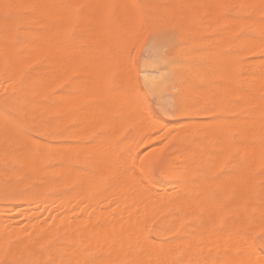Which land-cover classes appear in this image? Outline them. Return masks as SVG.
<instances>
[{"label":"rangeland","instance_id":"obj_1","mask_svg":"<svg viewBox=\"0 0 264 264\" xmlns=\"http://www.w3.org/2000/svg\"><path fill=\"white\" fill-rule=\"evenodd\" d=\"M65 1L70 3L72 6L74 5V7H76V8H73L76 11V12L75 11L74 12H75V14H78L79 16L81 15L80 18L79 17H77V18H78V20L79 19L82 20V21L79 20L80 22L78 21L79 23L77 22L78 24L76 23V25L72 26V28L70 29V32H69L70 38L73 40H76V38L78 37V33H77L76 29L78 30V32L80 31L82 33V35H84L83 36L84 42L85 43L88 42V44L90 43L89 45L85 44V43L82 44L83 50H86V52L84 53L85 56L86 57L88 56V58H90V57L95 58V56L97 57V55L99 56V54H100L99 58L97 57V59H100V58L104 59V61L101 59L100 60H101V62H103L104 65L106 64L105 65L106 71H101L103 64L100 62V64H98V65H100L99 76L103 77V78L101 80L98 76V78H99L98 81H100L99 82L100 85L102 84L103 86L102 85L100 86L99 83L97 82L98 84L96 83V85L98 86V88H101V89L97 90V88H96L97 86H95V84H89V85L85 84L86 85L85 91H89V92H85V93H88L87 95L84 93L87 97H85V95H83V93H81L82 95H79L81 90L80 89L77 90V88H75L73 86L74 82H77L78 80L76 81V74L75 73L73 74L72 72H70L71 74L69 73L67 80H63L64 82L62 80H59V82H58V80H55L54 84H52L53 85L52 86L53 91L51 89H49L50 91H48V93L51 92L50 94L53 97H56V96L58 97V94L62 95L63 93L69 94V95L73 96V98H74V95L75 96H81V98H83V96H84L85 100H83V101H84V103L85 102L88 103V104H86V107H89V108L96 107L97 103L99 105V102L101 105V102H103L105 100V103L103 102L104 104L102 103V105L105 106V107H103V109H105V108H106L105 110L108 109V113L105 110L103 111L104 113L102 112V114L104 116L103 117L101 116L102 117V118H100L101 120L98 119L100 122L103 119L102 123H99L98 120L97 121L93 120L94 121V123H93L92 120L89 118H87V119L84 118V120L79 122L76 118V110L71 106L68 107V110H67L68 112L66 111L67 113L63 116L61 114L57 113V111H55L54 114L50 116V115L44 113L45 110L43 109V106L47 103V99L46 98H40V95H38V92H40V91H38L36 88L32 91V93H31V90H29L31 88L32 80H15V81L11 80V82H6V81H10V80H6V78H5V75H4L5 74V66H4L3 69H0V81L3 80L4 82H6V83H4L3 81L0 82V85H1L0 86V90H1L0 91V115H1L0 117H1V119L7 120L8 122H10L14 129H16L19 133L21 132L20 134H22V135L25 134L24 136H27V138L30 137V138H28V141H32V143L37 147V150L39 149L41 151V150L45 149L46 146H52V148H57L61 152L65 150L66 155L69 154L68 157L69 158L71 157V159L73 161V166L77 170L83 169L84 172H90L92 169V166H93V161L95 160V158L99 157L98 154H100V156L102 155L101 156V158H102L107 153L108 155H110L108 157V159L111 157L110 159L114 160L115 162L117 160L114 157H116L118 159V161L120 159L121 163L119 164V168L121 169V171H119L118 175L121 174L124 177H126V179H128L127 177H131V184L132 185H134L137 182L144 179V176H145L143 174L144 172L150 174L154 179H156L159 182L163 181L164 177H165V166L171 160L174 159V167H175V165H176V167L174 168L172 173H175V171H178L179 170L178 166L180 163L179 158H182L184 151L188 150L190 148L191 152H192V156H190V160L193 159V155L194 156L199 155V163L197 164V166L193 167L188 173H183L178 178L172 180L171 182H168L166 184V186L174 188V187H176L177 184L178 185L182 184L185 181H194L197 183L200 182V183H203V186L208 188V190L210 191V198L211 199H214V198L219 199L220 198V200L222 199L221 202L224 205H228L229 203H233L232 201H235V198H233L232 195L230 196V194L228 195V193L226 195H220L218 193V191L221 192V190H219L221 188L222 189L225 188L226 190L228 189L227 188L229 186L228 184H230V181L228 180V178H229L230 174L232 172L234 173V171L236 170V167L238 168L240 166L239 164H241V162H242L241 151L240 152L238 151L239 153L236 152V146L238 147V145H241L243 143L242 136L244 137V133L247 134L246 130H248L250 127H252V129L254 130V135L256 134L255 139L259 143H264V141H263L264 135H262V131H261L262 128L264 127V124H263V122H264V101H263L264 100V85L263 86L261 85L262 82L264 81V31L261 32V28L263 26L261 28H259V25H263V24H261V22L264 20V13H262V10L264 9V3H261L264 0H259L260 1L259 3H258V1H256V3H255L254 0L253 1L248 0V2L246 1L247 5H245L246 2H243L245 0H242V1L241 0H237V1L233 0L236 3L233 2L232 0H228V1L225 0V2H224V0H222V1L221 0H210V1H208V3H210V6H208L206 4L207 5L206 7L202 6V2H204L206 0H184V1L180 0L181 2H179V0H176L177 2L175 0H173V1L172 0H121V1L120 0H115V1L111 0L109 3L110 6L108 5V13L106 14V16L103 17V22H104L106 31L103 34L104 39L101 40L100 42L95 41L96 39L94 37L93 38H87L89 33L92 34L94 32L93 34H95L96 28H97V26H95L93 23L91 24L89 4H87V2L85 1V2H81L78 5H75V2L73 1L74 2L73 3L72 0H65ZM118 2H120V3H118ZM125 2L127 3V5ZM229 2L234 3V5L230 4ZM239 2H241V3H239ZM252 2L256 4L258 10H259V8H262V9H260V12L257 11V9H255L256 8V7H254L255 4H253V5L251 4ZM188 3H189V5H187ZM250 4H251V8H250ZM259 4L261 6L263 5V7H260ZM86 6H88L87 10H85ZM201 6L204 9H202ZM241 6H242V9H241ZM243 6L245 8V11L247 10L246 13H245V11H243V9H244ZM246 6H248V7H246ZM81 8L84 9L85 11L82 12ZM126 8H127V10H126ZM168 9H170V10H168ZM209 9H214L215 15L211 16V15H209V13L206 14ZM116 11H118V12H116ZM253 11H254V14L252 13ZM191 12H192V14H191ZM255 12H257V13L255 14ZM263 12H264V10H263ZM79 13H81V14H79ZM119 13L122 15H120ZM171 13H176L179 16V18L173 19L171 17ZM205 14L207 15V17L208 16L209 17L206 18ZM117 15L118 16L120 15L119 17H121L122 19L119 18ZM151 15H152V17H151ZM254 16H255V19H254ZM214 17H216L217 19ZM246 18H247V20H246ZM119 19L121 22L118 21ZM225 19L227 20V22ZM228 20L229 21L231 20V23H229ZM242 20H243V22H242ZM253 20L256 24H258L257 29H256V25L254 24ZM233 21H234V23H233ZM251 21L253 22V24H251V25H255V26L251 27V25H250V23H252ZM206 22H207V24H206ZM82 23H84L86 25H84ZM232 23H233V25H232ZM24 24L25 23L22 19L15 16L14 11H12L10 9H1L0 10V33H1L0 39H2L3 31L5 29H8L9 31L12 32V38H11L12 43L16 47H18L19 42L21 40L20 31L23 30ZM80 25H84V29H86V30H84L83 27L80 28ZM87 26H89L88 30H87V28H85ZM180 27H182V28H180ZM230 29H232V30H230ZM118 30H119V32H117ZM110 32H112V33L110 34ZM153 36H155V40L149 46V49L147 51H144L143 49L145 48L146 42L149 41ZM243 38L246 40H244ZM90 39H93L92 41H94V42L91 43L92 41L90 42ZM107 40H109V42H107ZM103 41H105V42H103ZM242 41H243V43L248 41L246 47L244 46L246 43L243 44V46L245 48L241 47ZM253 41L255 43L254 46L252 43ZM255 41H257V42H255ZM135 42L137 43V45ZM94 43L99 44L100 46L96 45V47H95ZM201 43H203V44H201ZM234 44H235V47H234ZM249 44H250V46H249ZM104 45H106V47ZM89 46H92L90 48V50H89ZM239 48H242V49H239ZM98 49L100 51H98ZM119 49H121V50H119ZM133 49H134V51H132V54H133L132 60H131V62H129V59H127L128 53H129V51H131ZM95 50L98 52V53L96 52L97 55H96V53H94ZM101 50L103 52H101ZM125 50H127V51H125ZM88 51H89V53H87ZM91 52H93L94 54L91 55ZM120 52H121V54H120ZM119 54H120V56H119ZM237 55H238V57H237ZM119 58H120V60H119ZM206 58L208 59V61ZM126 59H127L128 63L125 62ZM256 59H258V60H256ZM113 60H114V62H113ZM253 60L255 62H252ZM261 60L263 62L260 63L259 61H261ZM246 61L250 64L246 65V63H247ZM109 62H110V64H109ZM41 64H42L41 61L29 62L27 64L28 66L26 65V68H25L27 74H31V73L35 72L36 69L38 68L37 66H39ZM122 64L125 65L126 67H124ZM242 64H244V65H242ZM110 65H112V67ZM127 65L130 67H128ZM217 65H218V67H216ZM105 66H103V70H105ZM114 66H115V68H114ZM223 66H226V68H222ZM257 67H259V68H257ZM110 68L112 70H109ZM216 68H218V70H216ZM244 69H247V70H244ZM181 70H182V72H181ZM240 70H241V72H240ZM242 70H244V71H242ZM109 71L112 73H109ZM176 71H177V73H176ZM100 72H102V74H103L102 76H101ZM103 72H105V74L107 72L108 75L106 74L104 76ZM226 72H228V73H226ZM223 73H226V74L224 75ZM119 74L122 76H120ZM217 74H218V76H217ZM227 75H229V76L226 77ZM106 76H107V79H105ZM196 76H197V78H196ZM240 76H242L243 78L245 76H248L249 79L244 78L242 80V78H241V80H240ZM253 76L255 77V80L257 79V83H259V84L256 85L254 83L253 84L251 83V81L254 82ZM230 77H232V78H230ZM251 77L253 79H250ZM257 77H260V81L258 80L259 78H257ZM39 81H42V80H39ZM101 81H103V82H101ZM128 81H130V82L128 83ZM56 82H58L59 85ZM23 83H28V86H25V84H23ZM22 84H23V86H22ZM177 84L180 86H178ZM41 85H43V86H41ZM41 85H39V87L41 88L40 90H42V88L44 90V86H45V89L48 90L47 85L45 83H43ZM248 85L249 86L254 85L255 87H251V88H253V90H252L251 88H249ZM217 86H223V88H220V90H219V87H217ZM245 86L246 87L248 86V88H246ZM54 87L56 89H54ZM258 87H260V88H258ZM108 89L111 91H113V90L114 91L111 92ZM24 90H27L28 93H27V91H26L27 94L24 93L25 92ZM100 90H104L103 92H106V94L107 93L110 94V92L113 93L112 94L113 98H111V95L109 96L108 94L107 95L103 94V92H102V95H100L98 93ZM115 90H117V91H115ZM121 90H123V91H121ZM235 91H237V92H235ZM122 92H125L126 94H124ZM225 92H226V94L229 92L228 96H225L226 100H225V98L223 99ZM246 92H247V94H246ZM29 93H31L33 96H31ZM90 93H91V95L93 93V95L91 96ZM193 93H195V94H193ZM94 94H98V95L94 96ZM121 94H123V95L121 96ZM236 94L237 95L241 94V95H239L241 98L239 99V96H237ZM242 94L248 95V96L243 97V99H242V96H244ZM104 95H105V97H103ZM210 95L213 97H211ZM88 96L92 97V99ZM132 96L133 97L135 96V98L133 99ZM33 97H35V98H33ZM95 97L96 98L99 97L100 99L97 98L98 99L97 100ZM102 97H103V99H102ZM108 97L111 99L116 98L117 101H115V99H114L115 102L111 103V101H113V100L110 99L111 101L109 103L107 101ZM118 97H119V99H118ZM121 98H122V101H121ZM248 98H250V99H248ZM89 99H91V100H89ZM94 99H96L97 101ZM124 99H127V102ZM223 100H225V103L223 102ZM106 101L110 104V106ZM209 101H211V102H209ZM212 101H214V102H212ZM257 101H258V103H257ZM42 102H44V103H42ZM120 102L127 104V106H125L127 108L126 111H124L125 108L123 107L126 104L122 105V103L120 104ZM131 102H132V104H133V102L136 103V105H135V103L133 104V106L135 105V107H132ZM59 103H60V100L57 99L56 105H59ZM116 103L119 105V107L122 105L120 107L121 109L117 107L118 105ZM233 103L237 104L236 106H234V108H233ZM259 103L262 105H260ZM111 104L113 106H115L114 109L113 108L111 109L112 111L114 110L113 111L114 113L111 112V114L113 113L114 118H112V116L110 114L111 110H109L110 107H113ZM91 105H94V106H91ZM194 105H196V106H194ZM238 105L240 106V108H238L239 107ZM136 106H139V107L136 108ZM187 107H188V109H187ZM206 107H207V109H206ZM115 108L116 109L118 108V109L116 110ZM134 108H136L137 111L134 110ZM230 109H231V111H230ZM115 110L116 111L122 110L124 112H127V111L130 112L132 110L131 116H129L128 114L126 116V113H124L122 111L121 112L119 111L118 112L119 114H117V112ZM254 110H255V112H254ZM134 112H136V113H134ZM36 114H38V115H36ZM106 114H109V115H106ZM120 114H122V116ZM247 114L250 116H248ZM139 115L141 117H143V115L147 117V119H146L147 120V127L146 126L142 127V125H140L141 123L139 124L137 122V124L140 125L142 127V129L144 127H146L145 129H143L144 131L147 128H150V130L154 129L153 127H156L155 129L158 128L157 130H152L151 132H149V135L147 136V138L145 136H143V138H140V137L138 138L139 135L138 134L135 135L137 132L136 130H138V128H140V127L137 128V124L133 120V118L137 117L136 119H138V117H140ZM119 116H121V117H119ZM132 116H133V118H132ZM67 117H68V120L65 119ZM130 117L132 118V121H134L135 123L132 121H131V123L130 122L127 123L129 120H131ZM146 117H144V119ZM69 118H70V120H69ZM110 118L113 119L112 124H111ZM118 118L121 119V121L119 119L120 124L122 122L121 129L125 128L124 130H122L123 131L122 133H121V129L119 131V130H117V127H116V122L118 121L117 120ZM238 118H239L238 125H241L240 124L241 119H244V120L248 119V121H249V119L251 121L255 120V123L257 121L256 125L261 124L259 120H262L263 122H262V125H260V127L255 126V124H253L254 123L253 122L252 124L254 126H252V124H251V126H249V128L245 130L246 132L241 131L242 133L243 132L244 133L239 134L240 131H237V128H236L239 126H237L236 125L237 123H235V121H237V120H234V119H238ZM27 119L29 120V122ZM62 119H64V120H62ZM127 119H129V120L127 121ZM207 119H212L214 125L218 122L219 119H221V120H219L218 123H220L222 120H225V119H226L225 121H228V119H229V122L232 121V120L230 121V119L234 120V121H232V123L234 122V124L229 125L227 127H226V125L223 124V126H225L223 128V131L226 135H228V138H229V141H228L229 143H228L226 148H223L224 150L222 148L218 149V147L220 145L215 144V140L210 139L211 136H209V138H208V135H201L199 137V142L202 145L201 148H199L197 146H192V147L188 148L185 143H182V141L178 140V139H180L179 136L182 134L180 132V130L185 129V131H186V128H188V129L190 128V130L192 128L194 129L193 123H195L196 121H203V120H207ZM85 120L86 121L91 120V121H87V122L92 123L95 126H96L95 122L99 123V124H97L99 129H97L98 127L96 128L92 124L90 125V127L92 126V129H90L88 127L89 125H87L88 123L85 124L86 123V122H84ZM154 120L155 121L158 120V121L154 122ZM107 121L112 126H113V123H115V125L113 126L112 129L110 128L112 126H110L107 123ZM123 121L124 122L127 121L126 124H128L127 125L128 127H126L125 123H124L125 125H123ZM225 121L223 123H225ZM258 121H259V124H258ZM103 123H104V125H106V127L107 126L108 127L106 128L105 126H100V124L103 125ZM132 123L135 126L132 125ZM243 123H245V122L243 121ZM163 124H166L167 128H165L163 126ZM50 125H52V126H50ZM143 125H145V123ZM172 125H174L176 127H174ZM233 125L234 126L236 125V127H234L232 129ZM243 125L241 127H243ZM247 125L248 124L246 123V125H244V126H247ZM49 126H50V128H48ZM86 126H87V130H89V131H87L85 128L84 129L85 133H86V131L88 133L90 132L87 135H85L83 129L82 130L80 129L81 127L84 128ZM122 126H124V128H122ZM75 127L80 129L81 133H79V130H77V131L75 130L76 131L75 132L74 131ZM130 127L132 129H130ZM168 127H169V129L173 128V127L175 129H177V127H179L180 130L175 131V133H173V135L172 134L170 135V132H174L175 129L173 128L171 131L168 130L166 132V129H168ZM72 128H73V130H72ZM114 128H115V131L117 130V133L114 132V130H113ZM36 129H38V130H36ZM93 129H94V131H91ZM142 129L140 128L139 130L141 131ZM239 130H241L240 127H239ZM242 130H243V128H242ZM259 130L261 132H257ZM177 132H180L181 134H179ZM182 132H183V130H182ZM192 132L193 131H191V133ZM74 133H77L78 135L74 134ZM112 133L115 135L112 136V139H110L111 138L110 136L113 135ZM119 133L121 135H119ZM137 133L140 134V132H137ZM141 134L143 135V133H141ZM236 135L240 138L236 137ZM108 136H109V139L111 140V144H110L111 149H112L111 152H105L103 154V152L101 153V152L97 151V152H95V154H91L90 153L91 150H90V152H89L90 154H88V153H85L83 151L84 149H82V150H80V152L83 151L84 155L80 154V157L81 156L82 157L79 158V156H77V155H79V154H77V151L72 150L73 147H74V149L76 148V145L79 146L78 148H81L82 146H84L86 149L85 145H87V147L89 148V147L97 144L98 141H99L98 144L106 142L108 140ZM206 136H207V139H206ZM105 138L107 140L106 141L104 140L102 142L101 140H103ZM29 139H31V140H29ZM11 140L12 139L1 140V138H0V186H1L0 187V204H1L0 206L3 207V208L1 207L2 209L1 208L0 209L1 210L5 209V207H4V205H5L6 207L13 206V207H11V209L13 208V210H11L9 207L8 210L7 209L3 210V211L0 210V212L1 213L5 212L6 214L7 213L12 214L13 217H10L11 216L10 214H9L10 216L8 214L5 215L7 217L12 218V219L8 218L9 221L12 220V225H11V222L8 223V220L6 219V217L3 218L4 216H2V214H0V216L3 220H5L4 223H6V224L8 223L11 225V227L13 228L12 233L13 234L17 233V235L14 234V236H13L10 233L14 238H12V236H10V235H9L10 238L6 237V244L5 243L4 244L6 247L8 246L7 248L9 250L7 249V251L4 253L5 248H4V250L2 249L3 250L2 253H4L5 255L0 254V264H42V263L43 264H75V263L76 264H82L81 259L84 260V258H81V256L79 257L80 261L79 260L75 261L76 258H72L73 257L72 256L71 259L72 260L74 259V260L72 261L73 263L70 262L71 259H68L71 256V254L69 253L70 250L71 251L73 250L72 252L70 251L72 254L74 253V251L82 252V255L84 257H87L90 259V261H91L90 263H92V260H91L92 258H93V261H95V258H96V262H97L99 260V259L97 260L98 256L101 255L100 257H102V259L104 257L106 258L105 260L104 259L102 260L104 262V264L105 263L109 264V262L111 261V258H113L112 256L115 257V260H114V258L112 259V261H113L112 263H114V264H127V262H128V264H135L134 261H132V260L129 261L130 259H128V261H127V259L123 258V256H121V257H122V259H124V261L121 258L120 259L116 258L117 251H116V246L114 248V245H116L119 242L118 240L115 241L116 243L115 242L113 243L114 244V245H112L113 248L110 247L112 249V250L109 249L111 252L109 250H107V252L105 250V252H104V248H105L104 244L102 246L104 248L99 247V252L101 251L100 254L96 249L95 250L90 249V247L95 246V245H92L90 242H89V244L87 242V244L90 246L89 248H88V246H86L85 240H84V242L83 241L78 242L81 240L80 236H83L82 233H84V234H86V233L88 234V232H94L95 233V231L97 230L96 227L100 228V226H101L99 223H104L103 221L99 222V220H101V219H99L96 223H93L94 221H92V220H93V217L96 215L97 211H99V212L102 211L101 213L103 215L106 214L112 220L113 219L119 220L122 217H124L121 215H125V217H127L128 213H130L129 214L130 218H133L135 216L134 218L140 219V218H142V216L139 215L140 214L139 212H141V211H143L142 213L146 212L147 214H150V215H152L151 213H153V212H154V214L158 213L159 215L158 214L155 215L156 217L154 215H152V219L150 218V216H149V218L147 217L148 222L147 221H145V222L138 221L137 223L135 222V226L137 228L141 227L143 229L142 233L149 234L150 241L157 243V244L162 242L163 246L166 245V247H168L167 245L174 243L173 240L175 242H178L179 244L181 243V244L185 245V243L187 242L186 240L189 239L188 242L190 243L193 240L192 235H196L197 233H199L201 231L206 232L208 234V233H212L213 231H215L217 229H226L227 228V226L224 225V218H225V213L227 212V210L224 211L225 213H223V214H221V216H219L220 218L213 220L211 217H209L206 210L200 209L196 215L190 216L188 210L185 208L182 209L183 212H181V209L179 208V206L177 204H175V205L172 204L173 206L172 205L169 206L168 209H166L167 207H165V209L163 211L162 210L159 211L158 209H160V208L156 209L157 207H159V204H160L158 202V206H156V204H157L156 201H158L157 199L153 200L151 202V205L149 206V207L153 206V209L148 208V210L149 211L152 210V212H148V210L147 211L143 210L142 207H138L139 209L140 208H142V209H140L141 211H139V209H137V212H136L137 207L134 208V206H133L132 210H129L130 209L129 206L131 205L130 200L127 202L130 204V205H128L126 203V200L123 203H121V202H117L114 199L115 197L118 196V193L113 195V197H112L113 200H110V201H105L106 197L103 196L101 198V197H99V194L97 195L96 193H92L90 191H87L90 194H87V195L81 196V197L79 196L78 198L73 199L72 198L73 189L72 188L69 189L65 185L64 180L60 176L49 177L46 175H36V174L30 173V172H25L22 169L21 161H20V159H18V157H17L18 155L16 154L17 145H14L15 143H13ZM110 140H108V141H110ZM145 140H147V142H148L147 146H145L142 149L136 148V146L140 145L142 142L144 143ZM7 141H9V142H7ZM210 141H212V142H210ZM95 142H97V143H95ZM238 142H240V143H238ZM10 143L13 146L10 147ZM89 143H92L93 145L89 144ZM125 143L126 144L128 143L127 145L130 144L131 146L133 143L134 144L138 143V144H135V145L133 144L132 148L129 145L128 149H122V147H123V145H125ZM202 143H204V144H202ZM88 144H89V146H88ZM104 144L107 145L108 143H104ZM63 145L65 147L71 146L72 152L70 151V148H68V147L67 148L69 149V151L67 150V148H63L64 147ZM103 145L101 144V146H103ZM127 145H126V148L128 147ZM216 145H217V147H216ZM41 146H42V148H40ZM107 146L109 147V145H107ZM227 148H228V150H227ZM6 149H8V150H6ZM113 149H117L119 151L122 149L123 151L121 150L122 152L121 151L117 152L116 150H113ZM108 150H110V149H108ZM221 150L225 151V152H222ZM92 151H94V150H92ZM113 151H116V152H114L113 155H115L116 153H119V154L118 155L116 154L113 157L112 156ZM42 153H44V151H42ZM225 153H226V155H224ZM120 154L122 155V157L120 156ZM176 154H178V155H176ZM209 154H210V158L208 157ZM213 154L214 155L216 154V155L214 156ZM217 154H218V156H217ZM175 155H176V157L178 156L177 157L178 159L175 157ZM83 156H84V158H83ZM213 156L215 158H213ZM16 157H17V159H16ZM218 157L221 159H216ZM103 158H107V157L104 156ZM54 159L56 160V157H53L52 159L42 158L41 161L43 162L44 166L48 170L51 166L52 167L56 166ZM78 159L80 160L79 162L77 161ZM91 159H92V161H91ZM45 160H47V161H45ZM213 160H214V162H212ZM131 162L133 164H131ZM206 162H210V163L207 164ZM263 162H264V160H259L258 161L259 166ZM117 163H119V162H117ZM213 163H215V164H213ZM129 164L133 165V166L130 167V166H128ZM233 168H235V170ZM142 169L145 171L142 172ZM80 171H82V170H80ZM211 175L214 176V178H211ZM114 176L116 177L117 175L115 174ZM223 178L226 180L221 181V179H223ZM201 179H203V180H201ZM220 181H221V183H220ZM45 182H47V183H45ZM212 182H214V183H212ZM49 183L51 185H49ZM129 191L131 193H140L142 190H129ZM38 192H39V194H38ZM68 192H69V196H70L69 198H71V199L68 200V202H66V203H68V205L70 207H73V209L72 208L71 209L74 210V211L70 210L69 211L70 214L68 211L67 212L66 211L61 212V210L64 209L63 204H66V203L62 202V201H66V199L64 198L65 197L64 195L67 194ZM40 193H43V194H40ZM7 195H8V197H7ZM38 195L39 196L41 195L42 199L39 198ZM47 197L49 199L50 198L53 199V200L50 199V202L47 200L48 204L46 202ZM55 197L57 198V200ZM133 198L134 197H131L130 199L132 200ZM36 199L37 200L39 199V201H36ZM60 200H61V202H60ZM52 201H54V202H52ZM154 202H156V203H154ZM35 203H37L36 207H34ZM152 203H154V205H152ZM23 204H25V205H23ZM28 204L32 205V206L34 205L33 206L34 209L31 206V208L34 211L29 208L30 206ZM45 204L46 205L50 204V205L46 206ZM60 204L63 206H61ZM37 205H40L41 208L39 206L37 207ZM44 205H45V207H44ZM126 205H128V206H126ZM19 206H20V209L22 206H23V208L25 206V210L23 208L21 210L23 213L22 212L18 213L17 207H19ZM26 206H27V208H26ZM56 206H57V208H56ZM155 206H156V208H155ZM43 207L45 209L47 208V210H45ZM127 207H128V209H127ZM38 208H40V209H38ZM50 208H51V210H50ZM53 208L55 210L54 213L52 212ZM35 209H37V210H35ZM56 209H57V211H60V213L57 212ZM58 209H60V210H58ZM65 209H66V206H65ZM145 209H147V208H145ZM15 210H17V212H12ZM126 210L129 212L128 213L125 212ZM154 210H157L158 212L157 211L155 212ZM25 211H27V213H28L27 216L29 215L30 219H28L29 217L26 216ZM31 211H32V213L34 212L36 217H37V214L39 216L37 218L32 217V215H30V214H32ZM35 211L37 213H35ZM131 211H132V213H131ZM203 211H205L204 214H203ZM47 212H50L51 214H49ZM235 212H238V210ZM94 213H95V215L93 216ZM142 213H141V215H143ZM65 214H69V216L68 215L66 216ZM176 214L178 215V217H177L178 219H176ZM35 215H33V216H35ZM164 215H166L169 218V220L172 223H174V225L176 222V226H174V228H172L171 231L177 230L180 237L175 239L171 236V234L169 232L164 233V234H157L155 232V230L159 229V221H161V218L162 219L164 218ZM53 216H54V219H55V217L59 218V221L61 220V218H64L63 220L67 219L69 221H67V220L64 221L65 222V224H64V222L61 220L60 222H62V223L59 224V226H55V225H58L59 222L56 219L54 222L55 225L52 224L50 220H53V218H52ZM91 216H92V218H91ZM107 216H105V217H107ZM139 216H140V218H139ZM174 217L176 220L174 219ZM14 218H15V220H13ZM33 218H34V220H32ZM101 218H102V216H101ZM103 218H104V216H103ZM230 218H231V221L233 224L237 221V215L235 213L230 215ZM149 219H151V221ZM81 220H82V224L79 223ZM202 220H204V221H202ZM14 221L17 223L14 224L15 223ZM38 221H39V224L37 225L36 223H38ZM83 221H84V223H83ZM48 222L51 223L50 226L52 225L51 228L53 227L52 228L53 230L49 229V223ZM56 222H58V223H56ZM77 222L80 226V227H78V226L77 227L80 230L82 227V231H83L82 233H79L76 229H75L76 231L74 230L76 233H74L73 230H72V232H69V231L68 232L67 231L62 232V230H65V229H62L63 224L65 226L68 223V225H66L65 228H67L66 230H69L70 228L72 229V227L75 228L73 226L74 225L73 223H77ZM85 222H86V224H85ZM89 222H90V224H89ZM45 223L47 224V226L45 225ZM87 223L89 225H87ZM144 223H149V224H147V226H146V225H144ZM199 223H201V224H199ZM33 224H34V226H33ZM16 225L18 227H16ZM27 225L30 227H28ZM43 226L44 227L46 226V227L44 228ZM70 226H72V227H70ZM84 226L85 227L87 226L86 228H84V229L88 230V232H86V233L84 232L86 230L83 229ZM20 227H22L21 229L23 230V234H22V231H20L19 229H18L19 231L17 230V228H20ZM34 227H35V230H34ZM41 227L43 228L42 231L39 230V228L41 229ZM103 227H105L106 229L105 228L104 229L107 230V226L105 223H104ZM103 227H101V228H103ZM231 227H233V226H231ZM89 228L91 231H89ZM196 228H198L199 230L198 229L196 230ZM262 228H264V227H260V228L252 227L249 230H247L246 232H242L238 229V227H236L235 233L237 236H241V237L246 238V239H251L255 245V249L259 252L260 242H259V237L256 234L259 233ZM36 229H38L37 231H39V232L41 231L40 234H38L39 232H36ZM32 230H34V231L32 232ZM44 230L48 231L49 235L52 234L53 237L52 236L51 237L53 239L50 236H49V238L48 237L46 238L45 236L48 235V232H45V235H43L42 233H44ZM105 230H104V232H106ZM29 231L32 232L31 234H35L34 232L37 233V234H35V238H34V236H33V238H31L32 235H29V233H30ZM59 231H60V233H59ZM96 232L100 233V231H96ZM189 232H190V234L192 233L191 236H188V235H190ZM193 232H194V234H193ZM55 233L57 235L54 237ZM68 233H70L71 237L74 235L76 237H78V241L77 240L73 241V239L71 240V237L69 236ZM71 233L72 234L74 233V235H71ZM78 233H79V236H78ZM101 233H102V230H101ZM106 233H102V235L104 234L105 237L106 236L109 237V235ZM113 234H115V232ZM117 234L118 233H116V236H117ZM151 234H153V235H151ZM24 235H28V237L24 236ZM38 235H39V237H38ZM92 236H90V237H92ZM100 236H101V234H100ZM25 237H27V239ZM40 237H42L43 239L45 237L46 239H45V243L42 241V244H39L40 245L39 246L38 243H41V240H42V239H40ZM68 237H70L69 240H71V241H73V243L75 242V244H77L76 247H75V245L72 246L71 241H70V243L66 242L65 239H67V241L69 242ZM84 237H85V235H84ZM93 237H92V239H93ZM108 237H106V238H108ZM191 237H192V239H191ZM8 238H9V240H8ZM94 238L96 239V237H94ZM21 239H22V241H23V239L24 240L26 239L25 241L29 242V243L24 244L25 241H23V244H18L19 242H21ZM84 239L91 240V238H87V237H85ZM99 239H100V241H103V240H101V238H99ZM176 240H178V241H176ZM183 240L185 241L184 243H183ZM32 241H34V242H32ZM13 242L17 243L19 245V248H21V250H19V248H16L18 245L16 247L13 246ZM36 242H38V243H36ZM83 243H85V246L83 245ZM8 244H10V245H8ZM26 244H28V246ZM93 244H95L94 241H93ZM123 244H125L127 247L129 245L137 246L139 243L135 244L133 242L132 244H127V243H123ZM20 245H23V246H20ZM24 245H25V247H24ZM30 245L31 246L33 245V247L36 246L37 248L36 247L35 248L38 251L41 250L38 257H37L38 251H36L35 248H33V250H30L31 253H30V251H28L29 249H31ZM159 245H161V244H159ZM65 246L67 248L72 246L71 247L72 249L69 248L70 250L69 249L67 250V249H65L66 248ZM163 246L162 247L159 246V247H161V249L165 250L166 247L164 248ZM26 247H29V248H26ZM63 247H65V248L62 249ZM202 247L204 250L201 251ZM202 247L199 251L200 256L201 255L204 256L206 253L208 255L207 250H209V246L207 244H205V245L203 244ZM206 247H207V249H206ZM244 247H247V245L240 246L239 248H240V250H242ZM10 248L12 249V251ZM60 248L64 252H62V250ZM93 248H95V247H93ZM17 249H18V251H17ZM24 249H26V250H24ZM105 249H108V248H105ZM65 250L68 251L69 256L66 253L67 251H65ZM9 251L11 252V254H8V253H10ZM13 251H16V252H13ZM32 251H34V252L32 253ZM95 251L97 253H94ZM186 251L188 252L189 250L187 249ZM51 252H52V254H51ZM108 252L111 253L110 255L113 254L109 260H107V255H109ZM53 253L56 257H54ZM33 254H35V255H33ZM42 254L46 257H44ZM50 254L54 258H52L50 256ZM114 254H116V255H114ZM207 255H205L204 257H208ZM215 255H210L209 256L210 258L208 257V259L206 258L205 260H209V259L211 260V257H212L213 262L215 264H217V262H219L218 260L220 259L221 254H217L216 256ZM39 256H41V257H39ZM151 256H152V257H150L151 260L147 259V261H145L146 262L145 264H147V262L149 264H153V263H155V261H156L155 264H157V263L160 264V262L158 261V258L157 259L154 258V257H157L156 255L154 256L153 254H151ZM218 257H219V259H217ZM36 258L38 260H40V258H41L40 261H42V263L38 262L36 260ZM42 258H43V260H42ZM77 258H78V256H77ZM67 259L69 260V262ZM116 259L118 260V263H117ZM214 259H217V260H214ZM65 260H67V262ZM86 260H85V262H83L84 264H86ZM100 262H101V260H100ZM140 263L144 264V261H142ZM190 263H191V261L187 260V258H186V260L183 259L180 262V264H190ZM101 264H102V262H101ZM136 264H138V263L136 262ZM191 264H193V262Z\"/></svg>","mask_w":264,"mask_h":264},{"label":"bare ground","instance_id":"obj_2","mask_svg":"<svg viewBox=\"0 0 264 264\" xmlns=\"http://www.w3.org/2000/svg\"><path fill=\"white\" fill-rule=\"evenodd\" d=\"M75 2V5H78V4H80L81 2H87V4H89V6H90V19H91V24L93 23L95 26H97V28H96V32H95V34H88V37L87 38H95L96 40L95 41H97V42H100L101 40H103L104 38V36H103V34H104V32L106 31V28H105V25H104V22H103V17L104 16H106V14L108 13V5H109V3H110V1L111 0H72V2ZM115 1V0H114ZM121 1V0H120ZM173 1V0H172ZM176 1V0H175ZM181 1H184V0H181ZM180 0H179V2H181ZM208 1H210V0H206V1H204V2H202V6H210V3H208ZM222 1V0H221ZM226 1H228V0H226ZM233 1V0H232ZM237 1V0H236ZM242 1V0H241ZM248 2V0H245V1H243V2ZM251 1V0H250ZM253 1V0H252ZM256 1H258V3L260 2L259 0H254V2L256 3ZM73 2V3H74ZM124 2V1H123ZM177 2V1H176ZM224 2H225V0H224ZM233 2H235V1H233ZM242 2V3H243ZM247 2L245 3V5H247ZM118 3H120V2H118ZM126 3V2H125ZM183 3V2H182ZM230 3V2H229ZM236 3V2H235ZM239 3H241V2H239ZM255 3H251L252 5L253 4H255ZM261 3H264V1L263 2H261ZM40 5V7L39 8H37L34 12H32V11H30V10H28L27 9V6H29V5ZM86 4V5H87ZM184 4V3H183ZM192 4V3H191ZM207 4V5H206ZM228 4V3H227ZM230 4H232V5H234V3H230ZM238 4V3H237ZM251 4H250V8H251ZM124 5V4H123ZM126 5H127V3H126ZM182 5V4H181ZM186 5V4H185ZM187 5H189V3L187 4ZM195 5V4H194ZM242 5V4H241ZM244 5V6H245ZM260 5V4H259ZM84 6V5H83ZM110 6V5H109ZM184 6V5H183ZM197 6V5H196ZM201 6V7H202ZM225 6V5H224ZM244 6H243V8H244ZM249 6V5H248ZM248 6H246V7H248ZM85 7V6H84ZM83 7V8H84ZM88 6H86V9L85 10H87L88 8H87ZM129 7V6H128ZM254 7H256L255 9H257V6H256V4L254 5ZM259 7V6H258ZM260 7H263V5L261 6L260 5ZM73 8H76V7H74V5L72 6L70 3H68L67 1H65V0H0V10L1 9H10V10H12V11H14L15 12V16H17L18 18H20V19H22L23 21H24V27H23V30L22 31H20V36H21V40H20V42H19V45H18V47H16L13 43H12V41H11V38H12V32L11 31H9L8 29H5L4 31H3V35H2V39H0V69H3L4 68V66H5V78H6V80H10V81H6L5 79V81L6 82H11V80H32V82H31V88L29 89V90H31V93H32V91L36 88L38 91H40V92H38V95H40V98H46L47 99V103L43 106V109L45 110L44 111V113H46V114H48V115H53L54 114V112L55 111H57V113H59V114H61L62 116L63 115H65L68 111V107L69 106H71V107H73L75 110H76V118H77V120L79 121V122H81L82 120H84V118L85 119H87V118H89V119H91L92 120V122L94 123V121L93 120H98V119H100V118H102L104 115L102 114V112L106 109H103V107H105V106H103L102 105V103L104 102L105 103V100L103 101V102H101V105H100V102H99V105H98V103H97V106L96 107H94V108H89V107H86V104H88V103H84V101L83 100H85L84 99V96H83V98H81V96H75L74 95V98H73V96H71V95H69V94H62V95H59L58 94V97L56 96V97H53L50 93H48V91H50L49 89H51L52 91H53V89H52V84H54V82H55V80H58V82H59V80H67L68 79V75H69V73L70 72H72L73 74L75 73L76 74V81L77 82H74V84H73V86L75 87V88H77V90H81V92H80V94L79 95H82L81 93H83V95H87L88 93H85V92H89V91H85V87H86V85L85 84H95V86H97L96 85V83L98 82H100V81H98L99 80V78L102 80V78L103 77H100L99 76V69H100V65H98V64H100V62H101V60H103L104 61V59H97V57L99 58V56H100V54H99V56L97 55V51L95 50V52L94 53H96V55H97V57L95 56V58H88V56L86 57L85 56V52H86V50H83V46H82V44H84L85 42H84V35H82V33L79 31L78 32V30L76 29V31H77V33H78V37L76 38L75 36V38H76V40H73V39H71L70 38V29L72 28V26H74V25H76V23L80 20H78V18L77 17H81V15L79 16L78 14H75V9H73ZM185 8V7H184ZM189 8V7H188ZM193 8V7H192ZM82 9V8H81ZM125 9V8H124ZM167 9V8H166ZM187 9V8H186ZM200 9V8H199ZM202 9H204L203 7H202ZM241 9H242V6H241ZM254 9V10H255ZM260 9H262V8H259V10L257 9V11H259L260 12ZM84 9H82V12L83 11H85ZM88 10V11H89ZM119 10V9H118ZM126 10H127V8H126ZM145 10V9H144ZM168 10H170V9H168ZM197 10V9H196ZM264 10V9H263ZM263 10H262V13H264L263 12ZM75 11V12H74ZM115 11V10H114ZM188 11V10H187ZM199 11V10H198ZM197 11V12H198ZM243 11H245V8L243 9ZM256 11V10H255ZM81 12V11H80ZM116 12H118V11H116ZM173 12V11H172ZM189 12V11H188ZM195 12V11H194ZM247 12V10L245 11V13ZM249 12V11H248ZM196 13V12H195ZM209 13V15H215V11H214V9H209L208 11H207V13L206 14H208ZM253 14H254V11L252 12ZM257 12H255V14H256ZM79 14H81V13H79ZM120 14V13H119ZM129 14V13H128ZM191 14H192V12H191ZM194 14V13H193ZM205 14V15H206ZM120 15H122V14H120ZM119 15V16H120ZM130 15V14H129ZM249 15V14H248ZM89 16V15H88ZM118 16V15H117ZM118 16V17H119ZM13 17V16H12ZM123 17V16H122ZM129 17V16H128ZM132 17V16H131ZM151 17H152V15H151ZM158 17V16H157ZM171 17L173 18V19H178L179 18V16L176 14V13H171ZM209 17V16H208ZM207 17V15H206V18H208ZM225 17V16H224ZM119 18H121V17H119ZM214 18H216V17H214ZM227 18V17H226ZM230 18V17H229ZM236 18V17H235ZM122 19V18H121ZM185 19V18H184ZM213 19V18H212ZM217 19V18H216ZM215 19V20H216ZM228 19V18H227ZM232 19V18H231ZM254 19H255V16H254ZM108 20V19H107ZM130 20V19H129ZM128 20V21H129ZM226 20V19H225ZM246 20H247V18H246ZM80 21H82V20H80ZM79 21V22H80ZM118 21H120V19L118 20ZM126 21V20H125ZM133 21V20H132ZM135 21V20H134ZM162 21V20H161ZM210 21V20H209ZM217 21V20H216ZM229 21V20H228ZM236 21V20H235ZM256 21V20H255ZM78 22V23H79ZM121 22V21H120ZM211 22V21H210ZM215 22V21H214ZM226 22H227V20H226ZM242 22H243V20H242ZM252 22V21H251ZM253 22H254V20H253ZM253 22L252 23H250V25L251 24H253ZM260 22V21H259ZM264 20L261 22V24H263V25H259V28H261L262 26V28H261V32H263L264 31ZM77 23V24H78ZM119 23V22H118ZM217 23V22H216ZM229 23H231V20L229 21ZM233 23H234V21H233ZM233 23H232V25H233ZM249 23V22H248ZM82 24H84V23H82ZM106 24V23H105ZM120 24V23H119ZM118 24V25H119ZM197 24V23H196ZM202 24V23H201ZM206 24H207V22H206ZM227 24V23H226ZM254 24L256 25V29L258 28L257 27V25L258 24H256L255 22H254ZM84 25H86V24H84ZM84 25H80V28L81 27H83V29H84ZM117 25V24H116ZM128 25V24H127ZM134 25V24H133ZM236 25V24H235ZM245 25V24H244ZM255 25H251V27L252 26H255ZM200 26V25H199ZM78 27V26H77ZM136 27V26H135ZM229 27V26H228ZM85 28H87V30H88V28H89V26H87V27H85ZM120 28V27H119ZM180 28H182V27H180ZM115 29V28H114ZM209 29V28H208ZM229 29V28H228ZM234 29V28H233ZM84 30H86V29H84ZM112 30V29H111ZM140 30V29H139ZM230 30H232V29H230ZM113 31V30H112ZM234 31V30H233ZM83 32V31H82ZM89 32V31H88ZM87 32V33H88ZM117 32H119V30L117 31ZM141 32V31H140ZM230 32V31H229ZM74 33V32H73ZM86 33V34H87ZM108 33V32H107ZM112 32H110V34H111ZM132 33V32H131ZM187 33V32H186ZM189 33V32H188ZM1 34V33H0ZM117 34V33H116ZM75 35V34H74ZM106 35V34H105ZM114 35V34H113ZM196 35V34H195ZM90 36V37H89ZM122 36V35H121ZM137 36V35H136ZM142 36V35H141ZM119 37V36H118ZM112 38V37H111ZM110 38V39H111ZM221 38V37H220ZM117 39V38H116ZM115 39V40H116ZM123 39V38H122ZM244 39V38H243ZM93 39H90V42L92 41ZM114 40V39H113ZM121 40V39H120ZM119 40V41H120ZM131 40V39H130ZM221 40V39H220ZM244 40H246V39H244ZM89 41V40H88ZM135 41V40H134ZM94 41H92L91 43H93ZM103 42H105V41H103ZM107 42H109V40H107ZM123 42V41H122ZM207 42V41H206ZM245 42V41H244ZM251 42V41H250ZM255 42H257V41H255ZM130 43V42H129ZM136 43V42H135ZM223 43V42H222ZM246 43V44H245ZM245 43H243V41H242V45H241V47L242 48H245L246 47V45H247V43H248V41L247 42H245ZM253 43V46H254V41L252 42ZM85 44H88V42H86ZM90 44V43H89ZM88 44V45H89ZM95 44V47H96V45H99V44H96V43H94ZM108 44V43H107ZM106 44V45H107ZM201 44H203V43H201ZM243 44H245L244 46H243ZM106 45H104L105 47H106ZM136 45H137V43H136ZM197 45V44H196ZM195 45V46H196ZM258 45V44H257ZM93 46V45H92ZM92 46H89V50H90V48L92 47ZM100 46V45H99ZM237 46V45H236ZM249 46H250V44H249ZM252 46V47H253ZM88 47V46H87ZM98 47V46H97ZM126 47V46H125ZM234 47H235V44H234ZM256 47V46H255ZM258 47V46H257ZM86 48V47H85ZM101 48V47H100ZM238 48V47H237ZM242 48H239V49H242ZM102 49V48H101ZM118 49V48H117ZM93 50V49H92ZM119 50H121V49H119ZM232 50V49H231ZM94 51V50H93ZM98 51H100L99 49H98ZM106 51V50H105ZM111 51V50H110ZM123 51V50H122ZM125 51H127V50H125ZM101 52H103L102 50H101ZM116 52V51H115ZM245 52V51H244ZM87 53H89V51L87 52ZM86 53V54H87ZM93 52H91V55H93L94 54ZM100 53V52H99ZM207 53V52H206ZM107 54V53H106ZM118 54V53H117ZM120 54H121V52H120ZM120 54H119V56H120ZM230 54V53H229ZM238 54V53H237ZM242 54V53H241ZM250 54V53H249ZM105 55V54H104ZM133 55V54H132ZM199 55V54H198ZM103 56V55H102ZM108 56V55H107ZM110 56V55H109ZM125 56V55H124ZM127 56V55H126ZM200 56V55H199ZM208 56V55H207ZM242 56V55H241ZM118 57V56H117ZM237 57H238V55H237ZM218 58V57H217ZM128 59V58H127ZM127 59L125 60V62H127ZM207 59V58H206ZM228 59V58H227ZM110 60V59H109ZM112 60V59H111ZM119 60H120V58H119ZM218 60V59H217ZM256 60H258V59H256ZM32 61H41L42 62V64L41 65H39V66H37L38 68L36 69V71L35 72H33V73H31V74H27V72H26V65L29 63V62H32ZM207 61H208V59H207ZM248 61V60H247ZM246 61V62H247ZM113 62H114V60H113ZM121 62V61H120ZM124 62V63H125ZM221 62V61H220ZM249 62V61H248ZM246 63V65L248 64H250V63ZM252 62H255L254 60L252 61ZM260 63L261 62H263L262 60L261 61H259ZM102 64H103V62H101ZM105 63V62H104ZM107 63V62H106ZM128 63V62H127ZM222 63V62H221ZM109 64H110V62H109ZM112 64V63H111ZM224 64V63H223ZM254 64V63H253ZM252 64V65H253ZM30 65V64H29ZM106 65V64H105ZM104 64H103V66H105ZM108 65V64H107ZM123 65V64H122ZM131 65V64H130ZM225 65V64H224ZM242 65H244V64H242ZM241 65V66H242ZM28 66V65H27ZM102 66V65H101ZM103 66H102V70L101 71H106V66H105V70H103ZM111 67H112V65H110ZM124 67H126L125 65H123ZM128 66V65H127ZM260 66V65H259ZM128 67H130V66H128ZM216 67H218V65L216 66ZM109 68V67H108ZM114 68H115V66H114ZM222 68H226V66H223ZM257 68H259V67H257ZM126 69V68H125ZM189 69V68H188ZM187 69V70H188ZM228 69V68H227ZM109 70H112L111 68L109 69ZM123 70V69H122ZM186 70V69H185ZM209 70V69H208ZM216 70H218V68H216ZM244 70H247V69H244ZM244 70H242V71H244ZM249 70V69H248ZM189 71V70H188ZM226 71V70H225ZM257 71V70H256ZM124 72V71H123ZM129 72V71H128ZM181 72H182V70H181ZM240 72H241V70H240ZM104 73V76L107 74L108 75V73L106 72V74H105V72H103ZM109 73H112V72H110L109 71ZM119 73V72H118ZM176 73H177V71H176ZM189 73V72H188ZM210 73V72H209ZM226 73H228V72H226ZM226 73H223L224 75L226 74ZM71 74V73H70ZM100 74H101V76L103 75L102 74V72H100ZM187 74V73H186ZM193 74V73H192ZM120 75V74H119ZM124 75V74H123ZM129 75V74H128ZM127 75V76H128ZM135 75V74H134ZM195 75V74H194ZM211 75V74H210ZM260 75V74H259ZM98 76H99V78H98ZM110 76V75H109ZM116 76V75H115ZM120 76H122V75H120ZM217 76H218V74H217ZM229 75H227L226 77H228ZM255 76V75H254ZM253 76V78L251 77L250 79H253L254 80V82H252L251 81V83L253 84H259V83H257V79L255 80V77ZM261 77V76H260ZM260 77H257V78H259L258 80L260 81ZM109 78V77H108ZM117 78V77H116ZM123 78V77H122ZM135 78V77H134ZM196 78H197V76H196ZM210 78V77H209ZM221 78V77H220ZM230 78H232V77H230ZM241 78H242V80L244 79V78H248V76H245L244 78L242 77V76H240V80H241ZM105 79H107V76H106V78ZM119 79V78H118ZM249 79V78H248ZM39 80H42V81H39ZM45 80V81H44ZM3 80H1L0 82H2ZM75 81V80H74ZM105 81V80H104ZM131 81V80H130ZM130 81H128V83L130 82ZM207 81V80H206ZM220 81V80H219ZM226 81V80H225ZM4 82V81H3ZM6 82H4V83H6ZM58 82H56V83H58ZM64 82V81H63ZM72 82V81H71ZM101 82H103V81H101ZM17 83V82H16ZM29 83V82H28ZM28 83H23V84H25V86H28ZM43 83H45L46 85H47V89L48 90H46L45 89V86H44V90H43V88H42V90H40L41 88L39 87V85H41V84H43ZM97 83V84H98ZM108 83V82H107ZM243 83V82H242ZM249 83V82H248ZM18 84V83H17ZM23 84H22V86H23ZM186 84V83H185ZM227 84V83H226ZM250 84V83H249ZM6 85V84H5ZM58 85H59V83H58ZM99 85H100V83H99ZM102 85V84H101ZM100 85V86H101ZM133 85V84H132ZM178 85V84H177ZM225 85V84H224ZM251 85V84H250ZM262 86L264 85V81L262 82V84H261ZM260 85V86H261ZM1 86V85H0ZM41 86H43V85H41ZM49 86V87H48ZM55 86V85H54ZM103 86V85H102ZM108 86V85H107ZM130 86V85H129ZM128 86V87H129ZM178 86H180V85H178ZM228 86V85H227ZM233 86V85H232ZM242 86V85H241ZM249 86V85H248ZM248 86L246 87V88H248ZM261 86V87H262ZM14 87V86H13ZM56 87V86H55ZM54 87V89H56ZM137 87V86H136ZM210 87V86H209ZM217 87H219V90H220V88H223V86H217ZM251 87H255L254 85L253 86H249V88H251ZM257 87V86H256ZM82 88V89H81ZM84 88V89H83ZM97 88V90H99V89H101V88H98V86L96 87ZM258 88H260V87H258ZM66 89V88H65ZM70 89V88H69ZM135 89V88H134ZM180 89V88H179ZM211 89V88H210ZM213 89V88H212ZM252 90H253V88H251ZM255 89V88H254ZM4 90V89H3ZM84 90V91H83ZM95 90V89H94ZM96 90V91H97ZM109 90V89H108ZM119 90V89H118ZM127 90V89H126ZM218 90V91H219ZM258 90V89H257ZM1 91V90H0ZM25 92L24 93H26V91L27 90H24ZM104 90H100L98 93L100 94V95H102V92H103ZM109 91H111V90H109ZM114 91V90H113ZM113 91H111V92H113ZM115 91H117V90H115ZM121 91H123V90H121ZM129 91V90H128ZM132 91V90H131ZM186 91V90H185ZM189 91V90H188ZM223 91V90H222ZM221 91V92H222ZM225 91V90H224ZM30 92V91H29ZM110 92V94H108L109 96L111 95V98H113L112 97V94L113 93H111ZM126 92V91H125ZM125 92H122V93H124V94H126ZM220 92V91H219ZM235 92H237V91H235ZM241 92V91H240ZM256 92V91H255ZM27 93H28V91H27ZM26 93V94H27ZM31 93H29L31 96H33ZM37 93V92H36ZM35 93V94H36ZM78 93V92H77ZM85 93V94H84ZM97 93V92H96ZM116 93V92H115ZM114 93V94H115ZM131 93V92H130ZM223 93V92H222ZM242 93V92H241ZM28 94V95H29ZM103 94H105V95H107L106 94V92H103ZM193 94H195V93H193ZM203 94V93H202ZM210 94V93H209ZM228 94H229V92L226 94V92H225V95H224V97H223V99L225 98V96H228ZM246 94H247V92H246ZM37 95V94H36ZM57 95V94H56ZM85 95V97H87ZM90 95H91V93H90ZM92 95H93V93H92ZM91 95V96H92ZM95 95H98V94H94V96ZM105 95L103 96V97H105ZM117 95V94H116ZM123 94H121V96H122ZM128 95V94H127ZM231 95V94H230ZM237 95V94H236ZM235 95V96H236ZM239 95H241V94H238L237 96H239ZM242 95H244V94H242ZM251 95V94H250ZM249 95V96H250ZM118 96V95H117ZM131 96V95H130ZM199 96V95H198ZM211 96V95H210ZM223 96V95H222ZM246 96H248V95H244V96H242V99H243V97H246ZM88 97H90V96H88ZM103 97H102V99H103ZM107 97V96H106ZM120 97V96H119ZM119 97H118V99H119ZM133 97V96H132ZM195 97V96H194ZM200 97V96H199ZM211 97H213V96H211ZM230 97V96H229ZM251 97V96H250ZM256 97V96H255ZM33 98H35V97H33ZM91 99H92V97H90ZM96 98V97H95ZM97 98H99V97H97ZM96 98V99H97ZM111 98H109L108 97V102L110 103V101L111 100H113V101H111V103L112 102H115V101H117L116 100V98H114L115 99V101H114V99H111ZM127 98V97H126ZM135 98V96L133 97V99ZM196 98V97H195ZM220 98V97H219ZM241 97L239 96V99H240ZM262 98V97H261ZM57 99H59L60 100V103H59V105H56V101H57ZM91 99H89V100H91ZM96 99H94V100H96ZM100 99V98H99ZM101 99V100H102ZM111 99V100H110ZM132 99V100H133ZM183 99V98H182ZM248 99H250V98H248ZM11 100V99H10ZM27 100V99H26ZM98 100V99H97ZM96 100V101H97ZM124 100H126V102H127V99H124ZM130 100V99H129ZM128 100V101H129ZM225 100H226V98H225ZM225 100H223V102L225 103ZM228 100V99H227ZM43 101V100H42ZM106 101V102H107ZM121 101H122V98H121ZM134 101V100H133ZM250 101V100H249ZM264 101V100H263ZM107 102V103H108ZM209 102H211V101H209ZM212 102H214V101H212ZM235 102V101H234ZM42 103H44V102H42ZM95 103V102H94ZM103 103V104H104ZM108 103V104H109ZM122 102H120V104H121ZM135 102H133V104H134ZM197 103V102H196ZM216 103V102H215ZM229 103V102H228ZM250 103V102H249ZM248 103V104H249ZM257 103H258V101H257ZM117 104V103H116ZM115 104V105H116ZM124 104H126V103H122V105H124ZM131 104H132V102H131ZM130 104V105H131ZM133 104H132V107H135V105H136V103H135V105L133 106ZM198 104V103H197ZM210 104V103H209ZM227 104V103H226ZM240 104V103H239ZM247 104V103H246ZM260 104V103H259ZM107 105V104H106ZM112 105V104H111ZM118 105V104H117ZM121 105V106H122ZM237 104L235 103H233V108H234V106H236ZM241 105V104H240ZM258 105V104H257ZM260 105H262V104H260ZM28 106V105H27ZM26 106V107H27ZM90 106V105H89ZM91 106H94V105H91ZM109 106H110V104H109ZM113 106V105H112ZM120 106V107H121ZM125 106H127V104L126 105H124L123 107L125 108V110L124 111H126V107ZM194 106H196V105H194ZM212 106V105H211ZM226 106V105H225ZM239 106V105H238ZM251 106V105H250ZM108 107V106H107ZM114 107L115 106H113V107H110V109L109 110H111L112 108L114 109ZM118 108H120L119 107V105L117 106ZM122 107V108H123ZM137 107H139V106H136V108ZM228 107V106H227ZM243 107V106H242ZM117 108V109H118ZM136 108H134V110H136ZM213 108V107H212ZM229 108V107H228ZM238 108H240V106L238 107ZM42 109V108H41ZM73 109V110H74ZM116 109V108H115ZM116 109V110H117ZM121 109V108H120ZM133 109V108H132ZM187 109H188V107H187ZM206 109H207V107H206ZM260 109V108H259ZM115 110V111H116ZM123 110V109H122ZM121 110V111H122ZM67 111V112H66ZM105 111H107V113H108V109L107 110H105ZM114 111V110H113ZM112 110L110 111V114H111V112H113ZM120 111V110H119ZM119 111H116L117 112V114H119L118 112ZM120 111V112H121ZM124 111H122V112H124ZM132 111V110H131ZM131 111L129 112V111H127V112H124V113H126V116H127V114L129 115V116H131ZM137 111V110H136ZM230 111H231V109H230ZM225 112V111H224ZM254 112H255V110H254ZM258 112V111H257ZM43 113V114H44ZM73 113V112H72ZM104 113V112H103ZM114 113V112H113ZM113 113L111 114V116H112V118H114L113 116ZM130 113V114H129ZM134 113H136V112H134ZM252 114V113H251ZM36 115H38V114H36ZM106 115H109V114H106ZM121 116H122V114H120ZM124 115V114H123ZM136 115V114H135ZM248 115V114H247ZM1 116V115H0ZM27 116V115H26ZM29 116V115H28ZM67 116V115H66ZM72 116V115H71ZM102 116V117H101ZM121 116H119V117H121ZM140 116V115H139ZM248 116H250V115H248ZM18 117V116H17ZM35 117V116H34ZM33 117V118H34ZM70 117V116H69ZM108 117V116H107ZM141 117V116H140ZM138 117V119H136L135 117L133 118V116H132V118H133V120L136 122V124H137V122L140 124V125H142V127L143 126H146L147 127V117L146 116H144L143 115V117ZM144 117H146L145 119H144ZM40 118V117H39ZM38 118V119H39ZM112 118H110L111 120V124H112ZM126 118V117H125ZM124 118V119H125ZM131 118V117H130ZM129 118V119H130ZM132 118H131V120H129V119H127V123H131V121H132ZM151 118V117H150ZM250 118V117H249ZM37 119V120H38ZM65 119H67L68 120V117L67 118H65ZM108 119V118H107ZM119 119L120 118H118L117 120V122H116V127H117V130H119L120 131V129H121V125H122V122H121V124H120V121H121V119H120V121H119ZM123 119V120H124ZM143 121H142V120ZM28 120V119H27ZM62 120H64V119H62ZM69 120H70V118H69ZM72 120V119H71ZM76 120V119H75ZM91 120H87V121H91ZM101 120V119H100ZM137 120V121H136ZM140 120V121H139ZM153 120V119H152ZM219 120H221V119H219ZM219 120H218V122H219ZM226 120V119H225ZM225 120H222L220 123H216L215 125L213 124V120L212 119H207V120H203V121H196L195 123H193L194 124V129L192 128L191 130H190V128L188 129V128H186V131H185V129H182L183 130V132H182V130H180L179 129V127H177V129H175L174 127H176V126H174V125H172V126H174L173 128L175 129L174 130V132H170V135L172 134L173 135V133H175V131H179L180 130V132L182 133H180V132H177V133H179V134H181L179 137H180V139H178V140H180V141H182V143H185L186 145H187V147L189 148V147H192V146H197V147H199V148H201L202 147V145H201V143L199 142V137L201 136V135H208V138H209V136H211V138L210 139H214L215 140V144H217V145H220L219 147H218V149H220V148H226L227 147V145H228V141H229V138H228V135H226L225 133H224V131H223V128L225 127V126H223V124L224 125H226V127L227 126H229V125H232V124H234V122L232 123V121H234V120H237V121H235V123H237L236 125L237 126H239L240 127V129L241 130H239V127H236V125L234 126H232V129L234 128V127H236L237 128V131H240L239 132V134H243L244 132H246L247 131V134L246 133H244V137L242 136V139H243V143L241 144V145H238V147L236 146V152H240L241 151V154H242V162H241V164H239L240 166L237 168L236 167V170H235V168H233L235 171H234V173L232 172L231 174H230V176H229V178H228V180L230 181V184H228L229 186L227 187L228 189L226 190L225 188V190L224 189H219V190H221V192H219L218 191V193L220 194V195H226L227 193H228V195L230 194V196L232 195V197L233 198H235V201H232L233 203H229L228 205H224L222 202H221V200H220V198L219 199H216V198H214V199H211L210 198V191L208 190V188H206V187H204L203 186V183H197V182H194V181H185V182H183L182 184H177L176 185V187H174V188H172V187H168V186H166V184L168 183V182H171L172 180H174V179H176V178H178L179 176H181L183 173H188L193 167H195V166H197V164L199 163V155H193V159L192 160H190V156H192V152H191V149L189 148L188 150H185L184 151V154H183V156H182V158H179V160H180V163H179V166H178V168H179V170L178 171H175V173H172L173 172V170H174V168L176 167V165H175V167H174V159L173 160H171L166 166H165V177H164V180L163 181H161V182H159V181H157L156 179H154L150 174H148V173H146V172H144L145 170H143L142 169V172H144L143 174L145 175L144 176V179L143 180H141V181H139V182H137L136 184H134V185H132L131 184V177H127L128 179H126V177H124L123 175H121V174H119L118 175V173H119V171H121V169L119 168V164L121 163V160L119 159V161H118V159L116 158V157H114L116 154L118 155L119 153H116L115 155H113L114 154V152H120L122 149H128L129 148V145H127L126 143H125V145H123V147H122V149L119 151V150H117V149H113V150H116V151H113L112 152V156L117 160L116 162L114 161V160H112V159H108V157L110 156V155H108L107 153L104 155V156H106L107 158H101V156H100V154H98L99 155V157H97L96 155V157L97 158H95V160L93 161V166H92V169H91V171L90 172H84L83 171V169H80V170H82V171H80V170H77L74 166H73V161H72V159H71V157L69 158L68 157V155H66V151L64 150V151H59V149H57V148H52V146H46L45 147V149H43V150H37V147L32 143V141H28V138H30V137H28L27 138V136H24V135H22V134H20L16 129H14L13 127H12V125H11V123L10 122H8L7 120H3V119H1V117H0V138H1V140H3V139H7V140H10V139H12L11 141L13 142V143H15L14 145H17V152H16V154L18 155L17 157H18V159H20V161H21V164H22V169L25 171V172H30V173H33V174H36V175H46V176H49V177H51V176H60L63 180H64V183H65V185L69 188V189H73V196H72V198L74 199V198H78L79 196L81 197V196H85V195H87V194H90V193H88L87 191H90V192H92V193H96L97 195L99 194V197H106L105 198V201H110V200H113L112 199V197H113V195H115V194H117L118 193V196L117 197H115L114 199L117 201V202H121V203H123L125 200H126V203L130 200L131 202V205L129 204V203H127L128 205H130L129 206V210H132V208H133V206H134V208H136V212H137V209H139L138 207H142L143 208V210H148V208L149 209H153V206L152 207H149L150 205H151V202L153 201V200H155V199H157L158 201H156L157 202V204H156V206H158V202L160 203L159 204V207H157L156 208V206H155V208L156 209H158V208H160V209H158L159 211H163L164 209H165V207H167L166 209H168V207L169 206H171L172 204H177L178 206H179V208L181 209V212H183L182 211V209H187L188 210V212H189V214H190V216L191 215H196L197 214V212L200 210V209H203V210H206L207 211V213H208V215H209V217H211L213 220H215V219H218V218H220L219 216H221V214H223V213H225L224 211H226L227 210V212L225 213V218H224V225L225 226H227V228L226 229H217V230H215V231H213L212 233H206V232H203V231H201V232H199V233H197L196 235H192V237H193V240L189 243L188 241H189V239H187L186 241V243H185V245L184 244H179L178 242H175L174 240H173V242L174 243H172V244H170V245H167L168 247H166V245L165 246H163V243L161 242V243H159V244H161V245H159V244H157V243H154V242H152V241H150V239H149V234H147V233H142V228L141 227H139V228H137L136 226H135V222L137 223L138 221H142V222H145V221H147L148 222V220H147V217L149 218V216H150V218L152 219V215H157L158 213H156V214H154V212L153 213H151L152 215H150V214H147L146 212H144V213H142L143 211H141L140 209H142V208H140L139 209V211H141V212H139L140 214V216H142V218H140V216H139V218L140 219H136V218H130L129 217V214L130 213H128L129 211H125V212H127L128 213V216L127 217H125V215H121V216H124V217H120L121 219H119V220H112L109 216H107L106 214L105 215H103L101 212H99V211H97V213H96V215H95V213L93 214V220L92 221H94L93 223H96L99 219H101V220H99V222L100 221H103L105 224H106V226H107V230H105L106 228L105 227H103L104 226V223H99L101 226H100V228L99 227H96L97 228V230L96 231H100V233L99 232H96L95 231V233L97 234H95L94 232H88V230H86V229H84V228H86L85 226L83 227V229L84 230H86V231H84L85 233L86 232H88V236L86 235V234H84V233H82L83 231H82V227H81V230L78 228V227H80L79 226V224H78V222L77 223H73L72 225L75 227V228H73L72 226H70V227H72V229L70 230L69 228V230H66L67 228H65L66 227V225H68V223L64 226V224H65V222L64 221H66V220H63L64 218H61V220L64 222V224H63V227H62V229H65V230H62V232L63 231H69V232H72V230L74 231L75 229L79 232V233H82V235L83 236H80V241H78V237H76L75 235H74V233H76L75 231H74V233L72 234L71 233V235H74V236H70V233H68L69 234V236L71 237V240L73 239V241H78V242H81V241H83L84 242V240H85V243H86V246H88V248L90 247L88 244H89V242L92 244V245H95V246H92L91 244V246L92 247H90V249L91 250H97L98 252H99V247H101V248H108V249H105L104 248V252H105V250H106V252H107V250H109V249H111V248H113L112 247V245H114L113 243L116 241V240H118L119 242L116 244V245H114V248H115V246H116V251H117V256H116V258L117 259H122V257L121 256H123V258H125V259H127V261H128V259H130L129 261H134L135 262V264H136V262L139 264L140 262H142V261H144V264L146 263L145 261H147V259L148 260H151V258L150 257H152L151 256V254H153L154 256L156 255L157 257H154L155 259H157L158 258V261L160 262V264L162 263H164V264H180V262H181V260H183V259H185L186 260V258H187V260H189V261H191V263L193 262V264H215L214 262H213V260H212V257H211V260L209 259V260H205L206 258L208 259V257L210 256V255H217V254H221V257H220V259H219V257L217 258V259H219L218 261L219 262H217V264L219 263V264H222V262H224V261H228V260H237V259H242V258H244V256H243V254L246 252V251H248V250H250V246H252L253 245V241L251 240V239H246V238H243V237H241V236H237L236 235V230H235V228L236 227H238V229L240 230V231H242V232H246L247 230H249L250 228H252V227H254V228H260V227H264V162L259 166V164H258V161L259 160H264V143H259L255 138V135H254V130L252 129V127H250L249 128V126H251V124L253 123V124H255V126H257V127H260V125H262V120H259L260 121V125H256V123H257V121H256V123H255V120H250L249 119V121H248V119H241L239 122H240V124L241 125H238V120H239V118L238 119H230V121L231 122H229V119H228V121H225ZM26 121V120H25ZM66 121V120H65ZM86 120L84 121V122H86L85 124H87L88 122H87ZM99 121V120H98ZM102 121H103V119H102ZM102 121L100 122L99 121V123H102ZM134 121H132V122H134ZM158 121V120H157ZM157 121H155L154 120V122H157ZM225 121V123H223ZM243 121L245 122V123H243ZM247 121V122H246ZM259 121H258V124H259ZM28 122H29V120H28ZM68 122V121H67ZM75 122V121H74ZM126 122H124L123 121V125H125L126 124ZM134 122V123H135ZM145 123V125H143L144 123ZM249 122V123H248ZM60 123V122H59ZM99 123H96L95 122V124H96V126L95 125H93L92 123H88L87 125H89L88 127L90 128V129H92V126L90 127V125L92 124L93 126H95L96 128L98 127L97 126V124H99ZM107 123L109 124V122L107 121ZM125 123V124H124ZM244 125H246V123L248 124L247 126H244ZM61 124V123H60ZM82 124V123H81ZM111 124H109L110 126H112ZM180 124V123H179ZM228 124V125H227ZM252 124V126H254ZM263 124H264V122H263ZM115 125V123H113V126ZM119 125V126H118ZM128 124H126V127H128L127 126ZM131 125V124H130ZM132 125H134L133 123H132ZM140 125H138L137 124V128L138 127H140L141 129H142V127L140 126ZM243 125V127H241ZM46 126V125H45ZM48 126V125H47ZM50 126H52V125H50ZM50 126L48 127V128H50ZM60 126V125H59ZM100 126H105L106 127V125H104V123H103V125H101L100 124ZM113 126L112 127H110L111 129L113 128ZM135 126V125H134ZM163 126L165 127V128H167L166 126V124H163ZM162 126V127H163ZM180 126V125H179ZM223 126V127H222ZM108 127V126H107ZM106 127V128H107ZM146 127H144L143 129H145ZM41 128V127H40ZM47 128V129H48ZM86 128V130H87V126L86 127H84V128H80L81 130L83 129V131H84V133H85V129ZM122 128H124V126H122ZM140 128H138V130H136L137 132H140V134L139 133H137L136 132V134L135 135H139L138 136V138L140 137V138H143V136H145L146 138H147V136L149 135V132H151L152 130H157V129H155L156 127H153L154 129H151L150 130V128H147L145 131L142 129L141 131L139 130ZM173 128H170L169 129V127H168V129H166V132L169 130V131H171ZM242 128H243V130H242ZM249 128V129H248ZM264 128V127H263ZM80 129H78V128H76L75 127V129H74V131L76 130H79V133H81L80 132ZM95 129V128H94ZM94 129L93 130H91V131H94ZM97 129H99V127L97 128ZM104 129V128H103ZM125 129V128H124ZM124 129H121V133L123 132L122 130H124ZM130 129H132L131 127H130ZM149 129V130H148ZM228 129V128H227ZM246 129H248V130H246ZM36 130H38V129H36ZM35 130V131H36ZM46 130V129H45ZM44 130V131H45ZM72 130H73V128H72ZM114 130V132H116L117 133V130L115 131V128L113 129ZM112 130V131H113ZM190 130V131H189ZM225 130V129H224ZM246 130V131H245ZM261 130V129H260ZM257 131V132H261V131ZM75 131V132H76ZM87 131H89V130H87ZM86 131V133H85V135H87V134H89L88 132ZM118 131V132H119ZM143 131V132H142ZM148 131V132H147ZM191 131H193L192 133H191ZM236 131V130H235ZM241 131H244L243 133L241 132ZM113 132V133H114ZM145 132V133H144ZM109 133V132H108ZM112 133V134H113ZM141 133H143V135L141 134ZM227 133V132H226ZM74 134H77V133H74ZM169 134V133H168ZM78 135V134H77ZM80 135V134H79ZM115 134H113V135H111L110 137V139H112V136H114ZM119 135H121L120 133H119ZM234 136V135H233ZM259 136V135H258ZM25 137V138H24ZM71 137V136H70ZM118 137V136H117ZM178 137V138H179ZM236 137H238L237 135H236ZM27 138V139H26ZM76 138V137H75ZM114 138V137H113ZM238 138H240V137H238ZM109 139V136H108V140H110ZM203 139V138H202ZM206 139H207V136H206ZM237 139V138H236ZM29 140H31V139H29ZM106 141L107 139L105 138V139H103V140H101L102 142L103 141ZM107 140V141H108ZM209 140V139H208ZM235 140V139H234ZM262 140V139H261ZM93 141V140H92ZM91 141V142H92ZM103 142V143H100V144H98L99 143V141H98V143L97 142H95V143H97V144H95V145H93L92 143H89V144H92L93 146H91V147H87V145H85L86 146V149H85V147L84 146H80L81 148H78L79 146H77L76 145V148L74 149V147H73V149H72V147L71 146H67L68 148H70V151H71V149L72 150H76L77 151V154H79V155H77V156H79V158H81L80 157V154H83L84 152L85 153H88V154H95V152H103V154L105 153V152H111L112 151V149H111V140L110 141H108V142ZM113 141V140H112ZM204 141V140H203ZM264 141V140H263ZM7 142H9V141H7ZM11 142V143H12ZM38 142V141H37ZM205 142V141H204ZM210 142H212V141H210ZM6 143V142H5ZM10 143V147L11 146H13L12 144ZM104 143H108L107 145H109V147L106 145V144H104ZM113 143V142H112ZM140 143V142H139ZM143 143V142H142ZM140 144V145H138V146H136V148H140V149H142V148H144L145 146H147V144H148V142H147V140H145V142L143 143V144ZM238 143H240V142H238ZM89 144H88V146H89ZM101 144L103 145V146H101ZM134 144V143H133ZM133 144H132V146H133ZM135 144H138V143H135ZM134 144V145H135ZM202 144H204V143H202ZM74 145V144H73ZM72 145V146H73ZM84 145V144H83ZM126 145L128 146L127 148H126ZM217 145H216V147H217ZM62 146V145H61ZM64 146V145H63ZM75 146V145H74ZM132 146L130 145V147L132 148ZM56 147V146H55ZM67 147H63V148H67ZM40 148H42V146L40 147ZM62 148V147H61ZM67 148V150L69 151V149ZM134 148V147H133ZM79 149V150H78ZM82 149H84L83 151H81L80 152V150H82ZM108 149H110V150H108ZM175 149V148H174ZM6 150H8V149H6ZM87 150V151H86ZM90 150H91V152H90ZM92 150H94V151H92ZM224 150V149H223ZM227 150H228V148H227ZM16 151V150H15ZM42 151H44V153H42ZM46 151V152H45ZM123 151V150H122ZM121 151V152H122ZM222 151V150H221ZM72 152V151H71ZM90 152V153H89ZM93 152V153H92ZM222 152H225V151H222ZM227 152V151H226ZM238 152V153H239ZM199 153V152H198ZM14 154V153H13ZM73 154V153H72ZM75 154V153H74ZM182 154V153H181ZM15 155V154H14ZM84 155V154H83ZM176 155H178V154H176ZM176 155H175V157H176ZM214 155V154H213ZM216 155V154H215ZM214 155V156H215ZM224 155H226V153L224 154ZM120 156L122 157V155L120 154ZM207 156V155H206ZM213 156V158H215ZM217 156H218V154H217ZM9 157V156H8ZM17 157H16V159H17ZM53 157H56V160H55V163H56V166H54V167H50L48 170L46 169V167L44 166V164H43V162L41 161L42 160V158H44V159H52ZM112 157V158H113ZM178 157V156H177ZM176 157V158H177ZM208 157L210 158V154L208 155ZM77 158V157H76ZM83 158H84V156H83ZM89 158V157H88ZM206 158V157H205ZM15 159V160H16ZM171 159V158H170ZM178 159V158H177ZM216 159H221V158H216ZM234 159V158H233ZM74 160V159H73ZM191 162H190V161ZM203 160V159H202ZM17 161V160H16ZM45 161H47V160H45ZM78 162L80 161L79 159L77 160ZM91 161H92V159H91ZM207 161V160H206ZM235 161V160H234ZM77 162V163H78ZM117 162H119V163H117ZM212 162H214V160L212 161ZM211 162V163H212ZM207 164L208 163H210V162H206ZM234 163V162H233ZM131 164H133L132 162H131ZM178 164V163H177ZM213 164H215V163H213ZM117 165V166H116ZM128 166H130V167H132L133 165H128ZM129 167V168H130ZM228 167V166H227ZM118 168V169H117ZM209 169V168H208ZM21 171V170H20ZM121 173V172H120ZM117 175L116 177L114 176V175ZM226 174V173H225ZM18 175V174H17ZM123 176V177H122ZM194 177V176H193ZM196 177V176H195ZM211 178H214V176H212L211 175ZM201 180H203V179H201ZM224 180H226V179H221V181H224ZM43 181V180H42ZM46 181V180H45ZM221 181H220V183H221ZM45 183H47V182H45ZM209 183V182H208ZM207 183V184H208ZM212 183H214V182H212ZM53 184V183H52ZM49 185H51L50 183H49ZM48 185V186H49ZM38 186V185H37ZM1 187V186H0ZM4 188V187H3ZM46 188V187H45ZM38 189V188H37ZM47 189V188H46ZM45 190V189H44ZM129 190H142L140 193H131ZM42 191V190H41ZM37 193V192H36ZM8 194V193H7ZM38 194H39V192H38ZM40 194H43V193H40ZM63 195V194H62ZM94 195V194H93ZM39 196V195H38ZM65 197V199H66V201H62L63 203H66V202H68V200H70L71 198H69L70 196H69V192L67 193V194H65L64 195ZM215 196V195H214ZM7 197H8V195H7ZM6 197V198H7ZM62 197V196H61ZM131 197H134L132 200L130 199ZM212 197V196H211ZM39 198H41V195L39 196ZM53 198V197H52ZM56 198V197H55ZM232 198V199H233ZM42 199V198H41ZM40 199V200H41ZM51 199V198H50ZM50 199L47 197V199H46V202H47V200L50 202ZM104 199V198H103ZM128 199V200H127ZM231 199V198H230ZM51 200H53V199H51ZM56 200H57V198H56ZM36 201H39V199L37 200L36 199ZM42 201V200H41ZM55 201V200H54ZM54 201H52V202H54ZM59 201V200H58ZM43 202V201H42ZM60 202H61V200H60ZM59 202V203H60ZM156 202H154V203H156ZM231 202V201H230ZM28 203V202H27ZM33 203V202H32ZM38 203V202H37ZM37 203H35V206L34 207H36V204ZM45 203V202H44ZM43 203V204H44ZM154 203H152V205H154ZM47 204H48V202H47ZM62 204V203H61ZM60 204V205H61ZM1 205V204H0ZM23 205H25V204H23ZM29 205V204H28ZM46 205V204H45ZM45 205H44V207H45ZM50 205V204H49ZM49 205H46V206H49ZM64 205V206H63ZM63 205H61V206H63L64 207V209H65V206H66V209L64 210H61V212L62 211H70V210H72L73 209V207H70L69 205H68V203H66V204H63ZM128 205H126V206H128ZM148 205V206H147ZM30 207V209H34V207L32 206V205H29ZM31 206H32V208H31ZM40 207V205H37V207ZM59 206V205H58ZM173 206V205H172ZM227 208H226V207ZM2 206H0V208H1ZM4 207H5V209H3V210H8V208L10 207H6L5 205H4ZM11 207H13V206H11ZM11 207H10V209H11ZM43 207V208H44ZM60 207V206H59ZM3 208V207H2ZM1 208V209H2ZM18 208V213L20 212H22L21 210H22V208H23V206L21 207V209H20V206L19 207H17ZM26 208H27V206H26ZM41 208V207H40ZM40 208H38V209H40ZM49 208V207H48ZM56 208H57V206H56ZM72 208V209H71ZM145 208H147V209H145ZM0 209V210H1ZM24 210H25V206H24V208H23ZM32 209V210H33ZM45 209V208H44ZM127 209H128V207H127ZM3 210H1V211H3ZM11 210H13V208L11 209ZM20 210V211H19ZM28 210V209H27ZM35 210H37V209H35ZM45 210H47V208L45 209ZM50 210H51V208H50ZM58 210H60V209H58ZM134 210V209H133ZM238 210V212H235V211H237ZM10 211V210H9ZM30 211V210H29ZM34 211V210H33ZM49 211V210H48ZM56 211H57V209H56ZM72 211H74V210H72ZM71 211V212H72ZM155 212L157 211V210H154ZM166 211V210H165ZM178 211V210H177ZM12 212H17V210H15V211H12ZM26 212V216H27V211H25ZM45 212V211H44ZM52 212L54 213L55 212V210H54V208H53V210H52ZM57 212H59L60 213V211H57ZM65 212V213H66ZM148 212H152V210H148ZM158 212V211H157ZM185 212V211H184ZM204 212L205 211H203V214H204ZM249 212V213H248ZM17 213V214H18ZM23 213V212H22ZM31 213H32V211H31ZM35 213H37L36 211H35ZM47 213H49V214H51L50 212H47ZM131 213H132V211H131ZM141 213L143 214V215H141ZM186 213V212H185ZM206 213V214H207ZM233 213H235L236 215H237V221L233 224L232 223V221H231V218H230V215H232ZM0 214H2V216H4L3 218H5L6 217V219L8 220V223L9 222H11V225H12V220L11 221H9V219H12V218H10V217H13L12 216V214L11 213H7L10 217H7V216H5V215H7L5 212L3 213H1L0 212ZM30 214V213H29ZM69 214H70V212H69ZM69 214H65L66 216L68 215L69 216ZM14 215V214H13ZM30 215H32V217H36V215L34 214V212L32 213V214H30ZM33 215H35V216H33ZM159 215V214H158ZM39 215L37 214V217H38ZM47 216V215H46ZM51 216V215H50ZM58 216V215H57ZM65 216V217H66ZM101 216H102V218H101ZM103 216H104V218H103ZM105 216H107V217H105ZM153 216V217H154ZM175 216V215H174ZM27 217H29L28 219H30V216L28 215ZM36 217V218H37ZM129 217V218H128ZM156 217V216H155ZM178 217V215L176 214V219H178L177 218ZM9 218V219H8ZM34 218L32 219V220H34ZM53 218V220H50L51 221V223L52 224H54V222H55V220L57 219L58 220V222H56V223H58V225H55V226H59V224H61L62 222H60L59 221V218H56L55 217V219H54V216L52 217ZM91 218H92V216H91ZM115 218V217H114ZM173 218V217H172ZM188 218V217H187ZM45 219V218H44ZM88 219V218H87ZM151 219H149L150 221H151ZM154 219V218H153ZM174 219H175V217H174ZM175 219V220H176ZM181 219V218H180ZM185 219V218H184ZM13 220H15V218L13 219ZM31 220V221H32ZM38 220V219H37ZM36 220V221H37ZM47 220V219H46ZM40 221V220H39ZM39 221H38V223H36L37 225L39 224ZM67 221H69V220H67ZM86 221V220H85ZM91 221V222H92ZM202 221H204V220H202ZM5 222V220H3L2 218H1V216H0V254L1 255H3L6 251H7V247L5 246V244H6V237H9V235L10 236H14V234H16L17 235V233H12V227H11V225L10 224H6V223H4ZM15 222V221H14ZM28 222V221H27ZM26 222V223H27ZM180 222V221H179ZM17 222H15L14 224H16ZM30 223V222H29ZM49 223V229L50 230H53L52 228H51V226H50V222H48ZM80 224H82V220L79 222ZM83 223H84V221H83ZM209 223V222H208ZM217 223V222H216ZM13 224V225H14ZM41 224V223H40ZM71 224V223H70ZM85 224H86V222H85ZM84 224V225H85ZM89 224H90V222H89ZM88 223H87V225H89ZM147 224H149V223H144V225H146L147 226ZM157 224V223H156ZM199 224H201V223H199ZM206 224V223H205ZM45 225L47 226V224L45 223ZM178 225V224H177ZM217 225V224H216ZM15 226V225H14ZM28 226V225H27ZM33 226H34V224H33ZM45 226V227H46ZM54 226V227H55ZM62 226V225H61ZM78 226V227H77ZM99 226V225H98ZM174 226H176V222H175V225H174V223H172L170 220H169V218L166 216V215H164V218L162 219L161 218V221H159V229H157V230H155V232L157 233V234H164V233H167V232H169L170 234H171V236L173 237V238H178V237H180V235H179V233H178V231L177 230H172L171 231V229L172 228H174ZM231 226H233V227H231ZM16 227H18L17 225H16ZM24 227V226H23ZM28 227H30V226H28ZM44 227V226H43ZM44 227V228H45ZM101 227H103V228H101ZM145 227V226H144ZM22 227H20V228H17V230L19 229L20 231H22V234H23V230L21 229ZM25 228V227H24ZM79 230H78V229ZM105 228V229H104ZM176 228V227H175ZM208 228V227H207ZM100 229V230H99ZM198 228H196V230H197ZM212 229V228H211ZM15 230V229H14ZM18 230V231H19ZM34 230H35V227H34ZM34 230H32V232L34 231ZM38 229H36V232H39V231H37ZM39 230H43V228L41 227V229L39 228ZM101 230H102V233H106V234H108L109 235V237L108 236H106V237H108V238H106L105 236H104V234L102 235V233H101ZM104 230L106 231V232H104ZM199 230V229H198ZM202 230V229H201ZM204 230V229H203ZM40 231V232H41ZM89 231H91L90 230V228H89ZM152 231V230H151ZM211 231V230H210ZM30 232V231H29ZM28 232V233H29ZM32 232H30L29 233V235H32L31 236V238H33V236H34V238H35V234H37L36 232H34L35 234H31ZM40 232L38 233V234H40ZM45 232H48V231H45L44 230V233H42L43 235H45ZM115 232V234H113ZM197 232V231H196ZM12 235H11V234ZM59 233H60V231H59ZM79 233H78V236H79ZM116 233H118L117 234V236H116ZM20 234V233H19ZM18 234V235H19ZM90 234V235H89ZM99 234V235H98ZM100 234H101V236H100ZM156 234V235H157ZM189 234H190V232H189ZM192 234V233H191ZM191 234L190 235H188V236H191ZM193 234H194V232H193ZM15 235V236H16ZM57 234L55 233L54 234V237L56 236ZM77 235V234H76ZM84 235H85V237H87V238H91V240H88V239H84L85 237H84ZM96 237V239L93 237ZM115 235V236H114ZM151 235H153V234H151ZM12 236V238H14ZM21 236V235H20ZM24 236H27L28 237V235H24ZM49 236L51 237L52 236V234H50L49 235V232H48V235L47 236H45L46 238L48 237L49 238ZM90 236H92L93 237V239H92V237H90ZM100 236V237H99ZM17 237V236H16ZM15 237V238H16ZM19 237V236H18ZM23 237V236H22ZM21 237V238H22ZM27 237H25L26 239H27ZM38 237H39V235H38ZM44 237V239L42 238V237H40V239H42L41 240V243H38V242H36V243H38V245L39 244H42V241L45 243V238ZM53 237V236H52ZM51 237V238H52ZM70 237H68V240H69V238ZM192 237H191V239H192ZM4 238V239H3ZM10 238V237H9ZM9 238H8V240H9ZM50 238V239H51ZM99 238H101V240H103V241H100V239ZM103 238V239H102ZM186 238V237H185ZM17 239V238H16ZM25 239V240H26ZM53 239V238H52ZM105 239V240H104ZM24 239H23V241H25ZM34 240V239H33ZM55 240V239H54ZM66 240V242L67 243H70V241L71 240H69V242L67 241V239H65ZM185 240V239H184ZM183 240V243L185 242ZM23 241H22V239H21V242H19L18 244H23ZM35 241V240H34ZM34 241H32V242H34ZM64 241V240H63ZM73 241H71L72 243V246L73 245H75V247L77 246V244H75V242L73 243ZM92 241V242H91ZM93 241H94V243L95 244H93ZM100 241V242H99ZM176 241H178V240H176ZM233 241V242H232ZM17 242V241H16ZM87 242H88V244H87ZM135 243V244H137V243H139L137 246H132V245H129V246H127L126 247V245L125 244H123V243H127V244H132V243ZM157 242V241H156ZM5 243V244H4ZM8 243V242H7ZM25 243H29V242H24V244ZM35 243V244H36ZM85 243H83V245L85 246ZM116 243V242H115ZM167 243V242H166ZM189 243V244H188ZM12 244V243H11ZM15 244V245H14ZM17 243H14L13 242V246H17L18 245ZM31 244V243H30ZM103 244L105 245L104 247H102L103 246ZM205 245V244H207L208 246H209V250H207L208 251V255H207V253L205 254V255H207L208 257H204V256H200V249H201V247H202V245ZM8 245H10V244H8ZM27 246H28V244H26ZM37 245V246H38ZM59 245V244H58ZM80 245V244H79ZM243 245H247V247H244L242 250H240V246H243ZM2 246V247H1ZM20 246H23V245H20ZM31 246V245H30ZM40 246V245H39ZM67 246V245H66ZM65 246V247H66ZM69 246V245H68ZM71 246V247H72ZM107 246V247H106ZM131 246V247H130ZM159 246H163L164 248H165V250L164 249H161V247H159ZM24 247H25V245H24ZM36 246H34L33 247V245L30 247L31 249H29L28 251H30V250H33V248H35ZM54 247V246H53ZM60 247V246H59ZM58 247V248H59ZM65 247H63L62 249H64ZM71 247H69L70 249H72ZM93 247H95V248H93ZM111 247V248H110ZM4 248H5V250H4ZM16 248H19V245L16 247ZM26 248H29V247H26ZM37 248V247H36ZM35 248V249H36ZM39 248V247H38ZM69 248H65V249H69ZM87 248V247H86ZM4 250V253H2V251ZM11 249V248H10ZM50 249V248H49ZM61 249V248H60ZM61 249V250H62ZM69 249V250H70ZM89 249V250H90ZM189 250L188 252L190 253H188L186 250ZM206 249H207V247H206ZM9 250V249H8ZM19 250H21V248H19ZM24 250H26V249H24ZM67 250H65V251H67ZM90 250V251H91ZM112 250V249H111ZM161 250V251H160ZM163 250V251H162ZM202 250H204L203 249V247H202V249H201V251ZM11 251H12V249H11ZM17 251H18V249H17ZM36 251H38L37 249H36ZM41 251V250H40ZM40 251H38V253H37V257H38V255H39V253H40ZM71 251V250H70ZM69 251V253L71 254V256H70V258H68V259H71V257L72 258H76L75 259V261H77V260H79L80 261V256H81V258H84V260L83 259H81L82 261H81V263L82 264H84L83 262H85V260H86V264L88 263V264H92L93 262L95 263V264H101V262H102V264H104V262L102 261L103 259L105 260L106 258L104 257L103 259H102V257H100V256H98V258H97V260L99 261H97L96 262V258H95V261H93V258L91 259L92 260V263H90L91 261H90V259L89 258H87V257H84L83 255H82V252H78V251H74V253L72 254L71 252L73 251H71L70 252ZM81 251V250H80ZM110 251V250H109ZM257 251V250H256ZM10 252V251H9ZM13 252H16V251H13ZM20 252V251H19ZM34 251H32V253H33ZM62 252H64L63 250H62ZM101 252V251H100ZM100 252H99V254H100ZM103 252V253H104ZM111 252V251H110ZM110 252H108V254L109 255H107V260H109L110 258H111V256L113 255H110L111 253ZM125 254H124V253ZM29 253V252H28ZM30 253H31V251H30ZM67 254H68V251L66 252ZM91 253V252H90ZM94 253H97L96 251L94 252ZM116 253V252H115ZM8 254H11V252L10 253H8ZM51 254H52V252H51ZM51 254H50V256H51ZM122 254V255H121ZM189 254V255H188ZM203 254V253H202ZM259 254V252L257 251V255ZM5 255V254H4ZM14 255V254H13ZM33 255H35V254H33ZM43 255V254H42ZM41 255V256H42ZM53 255H54V253H53ZM85 255V254H84ZM114 255H116V254H114ZM126 255V256H125ZM215 255V256H216ZM41 256H39V257H41ZM44 256V255H43ZM68 256H69V254H68ZM67 256V257H68ZM75 256V257H74ZM77 256H78V258H77ZM109 256V257H108ZM219 256V255H218ZM2 257V256H1ZM36 257V256H35ZM44 257H46V256H44ZM52 257V256H51ZM54 257H56L55 255H54ZM54 257H52V258H54ZM113 258H114V260H115V257L114 256H112ZM34 258V257H33ZM86 258V259H85ZM113 258H111V261L109 262V264H114V263H112L113 261H112V259ZM150 258V259H149ZM153 258V259H154ZM210 258V257H209ZM216 258V257H215ZM13 259V258H12ZM57 259V258H56ZM67 259V260H68ZM116 259V260H117ZM152 259V260H153ZM217 259H214V260H217ZM35 260V259H34ZM36 260L38 261V262H41L42 263V261H40L41 260V258H40V260H38L37 258H36ZM42 260H43V258H42ZM67 260H65L66 262H67ZM74 260V259H73ZM72 259H71V261L70 262H72L73 261ZM89 260V261H88ZM100 260H101V262H100ZM106 260V261H107ZM123 261H124V259H122ZM88 261V262H87ZM126 261V260H125ZM140 261V262H139ZM68 262H69V260H68ZM108 262V261H107ZM122 262V261H121ZM154 262V261H153ZM186 262V261H185ZM216 262V261H215ZM73 263V262H72ZM75 263V262H74ZM79 263V262H78ZM93 263V264H94ZM117 263H118V260H117ZM130 263V262H129ZM155 263H156V261H155ZM155 263H153V264H155ZM190 263V264H191ZM43 264V263H42ZM76 264V263H75ZM106 264V263H105ZM127 264H128V262H127ZM140 264H142V263H140ZM147 264H149L148 262H147ZM158 264V263H157Z\"/></svg>","mask_w":264,"mask_h":264},{"label":"snow or ice","instance_id":"obj_3","mask_svg":"<svg viewBox=\"0 0 264 264\" xmlns=\"http://www.w3.org/2000/svg\"><path fill=\"white\" fill-rule=\"evenodd\" d=\"M40 5H29L27 6V9L34 12L37 8H39ZM7 19V18H6ZM155 40V36H153L149 41L146 42L144 51H147L149 49V46L153 43ZM132 51H129L128 53V59L129 62L132 60ZM262 135H264V128H262ZM259 237L260 247H259V254L257 255V251L255 249V245L253 243L252 246H250V250L246 251L242 259L237 260H228L222 262V264H264V228L260 230L259 233L256 234Z\"/></svg>","mask_w":264,"mask_h":264}]
</instances>
